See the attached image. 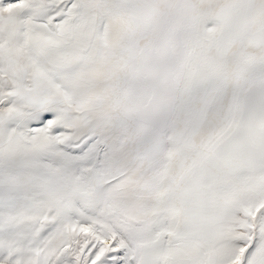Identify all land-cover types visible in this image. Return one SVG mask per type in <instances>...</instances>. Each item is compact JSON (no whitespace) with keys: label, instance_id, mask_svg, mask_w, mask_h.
I'll return each instance as SVG.
<instances>
[{"label":"snow or ice","instance_id":"obj_1","mask_svg":"<svg viewBox=\"0 0 264 264\" xmlns=\"http://www.w3.org/2000/svg\"><path fill=\"white\" fill-rule=\"evenodd\" d=\"M0 264H264V0H0Z\"/></svg>","mask_w":264,"mask_h":264}]
</instances>
